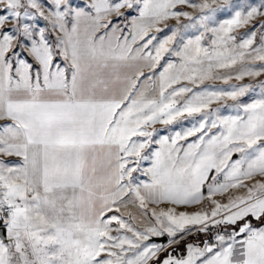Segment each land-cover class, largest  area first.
Here are the masks:
<instances>
[{
  "label": "snow or ice",
  "instance_id": "snow-or-ice-1",
  "mask_svg": "<svg viewBox=\"0 0 264 264\" xmlns=\"http://www.w3.org/2000/svg\"><path fill=\"white\" fill-rule=\"evenodd\" d=\"M0 264H264V0H0Z\"/></svg>",
  "mask_w": 264,
  "mask_h": 264
},
{
  "label": "rangeland",
  "instance_id": "rangeland-1",
  "mask_svg": "<svg viewBox=\"0 0 264 264\" xmlns=\"http://www.w3.org/2000/svg\"><path fill=\"white\" fill-rule=\"evenodd\" d=\"M250 80H251V78H249V77H245L244 82H248V81H250ZM232 82H235V83H241V81H236L235 79H234ZM214 83L217 84V85H223V86L226 87V85H224V82H223V81H219V80H217V81H215ZM214 106H215V105H214ZM191 122H192V118H191V117H189L188 119H183V118H181V120L177 123V125H175V127H179V126H181V124H183L184 126H188ZM157 127L161 129V132H162V133L168 131V128H167L166 126H163V125H159V124H158Z\"/></svg>",
  "mask_w": 264,
  "mask_h": 264
},
{
  "label": "trees",
  "instance_id": "trees-1",
  "mask_svg": "<svg viewBox=\"0 0 264 264\" xmlns=\"http://www.w3.org/2000/svg\"><path fill=\"white\" fill-rule=\"evenodd\" d=\"M194 235V234H193Z\"/></svg>",
  "mask_w": 264,
  "mask_h": 264
}]
</instances>
